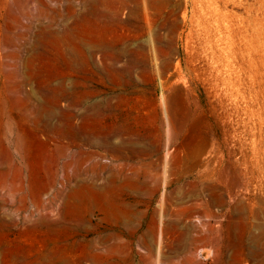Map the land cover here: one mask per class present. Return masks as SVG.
Returning <instances> with one entry per match:
<instances>
[{
	"label": "rangeland",
	"instance_id": "374dc122",
	"mask_svg": "<svg viewBox=\"0 0 264 264\" xmlns=\"http://www.w3.org/2000/svg\"><path fill=\"white\" fill-rule=\"evenodd\" d=\"M0 264H264V0H0Z\"/></svg>",
	"mask_w": 264,
	"mask_h": 264
}]
</instances>
